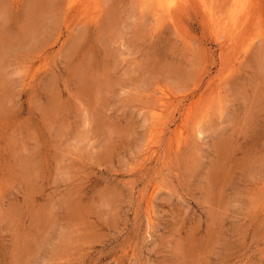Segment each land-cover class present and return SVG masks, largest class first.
Returning a JSON list of instances; mask_svg holds the SVG:
<instances>
[{
	"label": "rangeland",
	"instance_id": "374dc122",
	"mask_svg": "<svg viewBox=\"0 0 264 264\" xmlns=\"http://www.w3.org/2000/svg\"><path fill=\"white\" fill-rule=\"evenodd\" d=\"M0 264H264V0H0Z\"/></svg>",
	"mask_w": 264,
	"mask_h": 264
}]
</instances>
